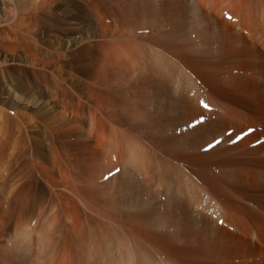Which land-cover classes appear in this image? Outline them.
<instances>
[{"label": "bare ground", "instance_id": "obj_1", "mask_svg": "<svg viewBox=\"0 0 264 264\" xmlns=\"http://www.w3.org/2000/svg\"><path fill=\"white\" fill-rule=\"evenodd\" d=\"M33 1L15 0L20 21ZM66 1L69 6L94 5L106 23L102 26L103 42L89 44L83 52L85 63L92 65L86 85L93 94L87 95L91 100H85L86 109H73L74 117L62 108L48 107L46 100L47 109L40 116L53 128V146L46 149L41 142L37 144L40 152L37 150L34 163L51 192L42 187L40 194L23 190L9 198L14 192L8 191L0 199L6 218L17 212L16 228L22 230L38 211L37 247L44 244L41 240L45 237L50 252L44 261L52 264L55 244L58 246L61 239L56 236L63 229L59 224L62 216L58 220L55 214L58 201L53 199L65 196L68 201L72 194L83 205L88 192L106 195L115 185V196L109 198L112 202H106L114 209L116 204H131L134 215L127 210L126 216V209H122L120 217L131 215L148 228L154 242H162L170 251L162 258V252L144 246L135 254L123 240L125 236H120L125 229L118 235L109 228L115 223L102 217L108 227L103 226L106 229L99 232L102 235L97 242L98 230L96 235L93 231L94 244L93 240L92 245L82 240L88 247L83 254L80 249L76 254H82L80 264H176L175 257L179 264H264V0ZM111 19L118 22L117 30ZM93 46L98 52L95 64ZM57 85L60 90L61 84ZM205 105L211 110H205ZM248 129L250 132L243 135ZM6 132L12 158L23 157V151L15 153L18 136L12 130ZM58 155L64 168L61 181L47 165V160L56 164ZM190 167L197 169L196 174ZM69 172L67 186L64 177ZM88 198L85 202L92 203L93 196ZM68 203V208L73 207L72 201ZM132 229L127 232L132 233ZM132 234L127 233L134 238L136 234ZM35 242L26 250L14 247L3 260L6 264L29 263L37 248Z\"/></svg>", "mask_w": 264, "mask_h": 264}, {"label": "rangeland", "instance_id": "obj_2", "mask_svg": "<svg viewBox=\"0 0 264 264\" xmlns=\"http://www.w3.org/2000/svg\"><path fill=\"white\" fill-rule=\"evenodd\" d=\"M11 1L12 0H0V130H3L4 132H6V130H12L14 132V135L18 136V138L16 137V141H15V147L17 146L15 153L17 155L18 151H23V157H25L24 158L25 163L22 161L23 157H21L19 159H16L15 157L12 158L11 154H14V153H12L11 148L7 147L8 142L6 141V139L8 137L7 136L8 133L7 132L4 133L2 131L3 137L0 136V141H1L0 142V144H1L0 145V199L2 198L3 194H6L8 191H10L12 189H13L12 191L14 193L12 192L13 194H12V196L10 194L9 198L10 197L12 198L17 191L21 193L23 190H26L29 194L30 193L32 194L35 191L40 194V189L44 188L43 190H45V188L46 189L48 188L47 190L49 192L47 190H45V192L46 193L51 192L49 190V187H48L49 184L46 183V180L40 178V168L36 167L37 165L34 163V159L36 158L37 150L40 152V147H37L36 145L41 142L44 145V148L49 149L53 143L52 137H54V136H52V134L55 135L51 131V130H53L52 126H50V124H48V122L45 120L44 116H42L44 114L43 113L44 110L47 109V106H44V104L49 102L48 107L56 106L57 109L62 108L64 110H66L67 115L68 116L70 115V117L73 115V113H72L73 109L75 110L76 107L79 110L86 109V106H87L86 103L87 102H85V100L86 101L91 100L90 97H92L91 95L93 94L92 92H90L88 90L89 89L87 87L88 85H86L87 80L89 79L88 73H90V70H91L90 68H92V65L88 66V64L85 63L87 61V59H85L83 52H84V49L87 47V45H89V44L97 45L98 43L101 44L103 42L104 37L102 35H103V31H104L103 29L104 28L102 26H103V23L106 24L105 22L102 21L103 18L100 15V13H98L100 11L98 10V8L96 9V7L94 5H85L84 6L83 4L81 5L79 3V4L69 6V5H67L68 1H66V0H47V1H44L45 4L43 3L42 0H34V1L32 0L33 3L31 2L32 4L31 3L28 4V11L26 13H24L25 16L23 15L24 17L20 21V18H19L20 12H19L18 5L16 4L15 0H13L12 2ZM40 3H41V5H40ZM132 6H134V5H131V7ZM79 7L80 8L82 7L83 10L79 9ZM58 14L59 15L61 14L60 19L58 17ZM106 14L108 16H112V13H106ZM100 19H101V21H100ZM226 19L229 20V18H226ZM97 21H98V24H97ZM116 21H117V19H116ZM116 21L112 22V19L110 20V23H113L115 28H116V26L119 25L118 22H116ZM117 29L118 28H116V30ZM238 29H240V28H238ZM86 36H87V38H86ZM82 39H84V40H82ZM92 51H93L92 59H95V57L98 54L96 46L92 47ZM96 59H97V57H96ZM96 59L94 60V64L97 63ZM51 73L54 76L55 81L52 80ZM85 79H86V81H84ZM57 83L61 84L62 90L61 89L59 90L57 88V86H58ZM56 89H58V90H56ZM58 91H59V93H58ZM87 95H89L90 97ZM79 99H81V100H79ZM43 100H44V102H43ZM46 100H48V102ZM78 103H79V105H77ZM93 105H94V107H99L95 103ZM204 109L207 110L205 107H204ZM67 111L69 112V114ZM207 111H210V110H207ZM40 114H42V115L40 116ZM72 117H74V116H72ZM43 121L47 122V123L44 124ZM13 122H14V124H13ZM42 127H44V128L42 129ZM50 128H52V129H50ZM251 129H254V128H251ZM16 130H20V132H19L20 134L18 132L16 133ZM44 130H45V132H44ZM50 131H51V133H50ZM248 131L250 132V129H248L245 133H242V134L243 135L247 134V133H249ZM5 134H7V135H5ZM243 135H240L239 138L243 139L244 138ZM39 146H40V144H39ZM211 146H213V144L210 145V147ZM203 151H206V150H203ZM57 153H59V152H57ZM36 161L40 163V160H36ZM174 163H176V162H174ZM5 164H7L8 166ZM54 164H52V162H50V160H47V165L50 166V168H52L51 169L52 174L56 177V179L58 178V180L61 181L62 180L61 177L63 178L64 175L60 171H62V169H64V168H63L61 158L59 155L57 156L56 164L55 165ZM60 164H61V166H60ZM190 169L192 172H194L196 174L197 169L195 170L191 167H190ZM70 175H71V173L69 172L64 177V181H65L66 185L68 184V180L70 181V178H71ZM198 181H200V180L198 179ZM200 182H202V181H200ZM200 185H201V183H200ZM203 185H204V183H203ZM77 186H78L77 188L81 189L80 184L79 185L77 184ZM113 187L115 189H112V186H110L109 193L107 191L106 195H104L105 193H102L104 195L103 198H102V194L100 192L97 194L95 192H88L89 195L83 193V195H82V196H84L83 199H85V195H87L86 199L89 196L90 199L88 198V200H91V198L93 196V198H92L93 201H91L93 203V206L91 205L92 203H90L88 201H87L88 202V204H87V202H85L86 199L84 200V202L82 201L83 199H80L83 202V205H84L83 206L82 203H79L78 198H76V196H74L72 194H71V196H69L70 200H68V201H72V204H73V207H70V208H68V207H69V205L72 206L71 202L69 204L68 201L65 200V196H63L64 199H63V197H59V198H62L61 199L62 201L59 200L58 198H56V200L53 199V201H58V202H55V203H57L56 210L59 208L60 211L58 210V212H57L55 210V212H56L55 214L58 215V220L61 219L59 221V224L62 225L60 227V229L63 228V229H61V231H62V233H64V235L60 231V232H58V235L56 236V237H60L61 239L56 238V240L60 239V242H59V240H58L59 243L56 241L58 243V246L55 244L56 248L54 247V249H56V250H53V251L56 254H55L54 258L52 259V260L55 259V261H53L52 264H80L79 260H81L80 257L83 254L82 252L84 251L85 246L88 247L87 245H82V244H84V243L90 244L91 243V245H92L93 239L91 240V238L95 237V236H93L92 233L95 232V235L99 232L103 233V230L105 228V227L103 228V226H106V223L108 225V221L110 224H111V222L115 223V224L112 223L113 225H110L112 227L109 226V228H113L118 235H120L121 232L123 233L124 232L123 230L125 229V232H124L125 234L121 233L122 235H120V236L123 238L125 236V238L123 240L131 248V251L135 252V254H136V252L138 253V251H140V248L145 246L147 249H150L151 251L153 250V251L162 252V254H160L162 256V258H164L165 255H167V251H170V247L164 245L162 242H159V241H158L159 243L156 241L154 242V240H152L151 236L149 235L150 233L147 231L148 228L144 227V224L141 225L142 223L139 224L138 221L134 220L135 218L130 217L131 215H134L133 210L130 211V209H129V207H131V204L129 205V207L125 206L124 204H121V203L118 205L116 204L117 207H115V209H116L115 210L114 207L111 206V203L109 204L108 202H106L109 200H110L109 202H112L111 200H113V198L115 196L114 194L116 193L117 187L115 185ZM57 189H59V188H57ZM57 189L55 191L57 193L60 192V190H57ZM210 189L211 188H209V190ZM113 191L115 193H113ZM107 194H110V195H107ZM111 194H113L112 195L113 198L109 199L111 197ZM163 197H164V195H162L161 199H163ZM52 198H54V197L52 196ZM75 198L77 200H75ZM94 198H96L97 200ZM104 198H106V199H104ZM73 201H75V203L77 202L76 203L77 206L79 204L78 209L76 207V204H74ZM97 201L99 203H97ZM66 202L69 205H67ZM59 203H60L61 207L59 206ZM85 203H86V205H85ZM103 203H104V205H103ZM62 204H65V205L62 206ZM95 204H97L96 206H99L100 208H95L96 207ZM90 205L93 207V209ZM65 206L67 208L66 211L64 210ZM101 206L103 207V209H101ZM105 206H106V208L107 207L108 208L106 209ZM109 206L112 208L110 209ZM84 207H86L87 212H86ZM73 208H74V210H77V212H75L73 210ZM80 208L82 210H79ZM83 208L85 211L83 210ZM117 208H119V209H117ZM104 209H106V210H104ZM112 209L115 211H113ZM122 209H126L124 211V214H126V216H127V210L130 211L131 215H128V217H125V216L120 217L119 214L121 213ZM103 210L105 212H103ZM81 211H83V213H81ZM91 211H93V214H94V212L95 213L97 212L98 214L96 213L95 214L96 216L95 215L93 216V214H91L92 213ZM106 211H108V212H106ZM119 211H120V213H119ZM6 212H7V210L5 209V207L0 205V264H6L5 263L6 261H4L3 259L9 258L8 256L11 254L10 252L13 251L14 247L18 246L22 250H26L36 240H37V243L35 242L34 249L38 246V242L40 244V236L37 237V235H40V233H39L40 232V227H39L40 226V214H36V213H39L38 211H36L34 213L29 224L26 225L24 227V229H22V230L16 228L15 220L16 221L18 220L17 212L14 213V216H10V219L6 218V216H5ZM71 212L73 214H71ZM78 212H79V214H77ZM80 213H81V215L84 214V216H87L85 214L89 213L88 214L89 216H87L88 218L85 217V219H82V218H84V216L81 217ZM100 213H102V214H100ZM108 213H109V215H108ZM90 214L95 218L91 219L92 216L90 217ZM103 214L104 215L107 214L109 217L104 216ZM102 217H104V219L108 218L107 219L108 221L107 220L103 221L104 224H102L103 223ZM114 217L116 220L114 219ZM89 218L91 220L87 221V219H89ZM95 219H96V221H95ZM120 219L123 221L124 224L122 223V221ZM123 219L124 220L126 219V220L124 221ZM63 220L66 222V224ZM81 220L83 222L85 221V223H83ZM86 222L90 223L89 227H88V224ZM96 222H97V225H95ZM129 222L131 223V225L139 224L137 226L139 229L136 227V225L134 226L135 228L132 226V228H134L136 230L132 229ZM220 222H222V221L220 220L218 222V224H220ZM100 223H101V226H100ZM120 223H122V224H120ZM85 226H86V228H85ZM95 226H96V228H95ZM70 227H74L73 228L74 230H72V228H70ZM98 227L100 230L98 229ZM107 227L108 226H106V228ZM75 228H77V230ZM79 228H80V230H79ZM87 229H90V230H88L90 233L87 232ZM96 229L98 230L97 233H96V231H97ZM131 229H132L133 234H136L137 236H138V234H140L139 235L140 237L138 236L139 238H137L136 235L134 236V238L130 237L131 236L130 234H132V233H130ZM70 230H72L71 235L73 237L70 235ZM17 231H18V233L16 234ZM127 231H130V232H127ZM135 231H138V234ZM72 232L74 234H72ZM67 233L69 234V236ZM80 233H81V235H80ZM127 233L130 236H128ZM61 234H62V236H59ZM89 234H90V238H88ZM82 235H85L86 237L82 236ZM97 235H96V238L97 237H99V238L94 239L96 242H97V240L100 239L102 234L99 233ZM112 235H114V234H112ZM143 235H144V237H143ZM126 236H127V238H126ZM76 237H81V238L80 239L78 238V240H75V239H77ZM147 237H148V239L144 240V238H147ZM131 238H133V239H131ZM140 238H142L144 240V242ZM72 240L74 243L71 242ZM82 240L83 241L85 240L84 243L82 242ZM94 240H93V244L95 243ZM41 241L44 242V244H41V247L39 246L35 250L33 249L34 250L32 253L33 254L32 255L33 260L31 259L29 263L27 260L26 261L24 260V263H21V264H27V263L28 264H46V262H45L46 260L44 261V259L46 258L47 254H49V252H50L49 251L50 245L48 244L47 239L45 237H43ZM75 241H76V243L78 242L77 245L75 244ZM131 244H133V246ZM159 244H161L162 246ZM77 246H79L80 248ZM152 246L155 249L152 248ZM156 246H157V248H156ZM134 247H136V248H134ZM137 247H139V249H137ZM164 247H166V248H164ZM79 249L81 250L80 252H79ZM77 252L82 253V254L79 255V253H78V255H79L78 256V255H76ZM54 253L52 252V254H54ZM73 253H75V254H73ZM5 256L7 258H5ZM34 256H37L38 258L36 257L37 258L36 259V258H34ZM41 257H43V258H41ZM75 258L77 261L74 260ZM173 259L175 260L176 264H179L181 262L178 257H175ZM8 264H10V263L8 262Z\"/></svg>", "mask_w": 264, "mask_h": 264}]
</instances>
